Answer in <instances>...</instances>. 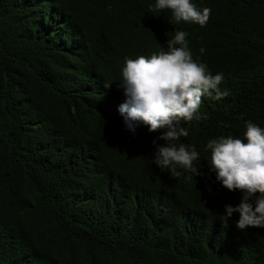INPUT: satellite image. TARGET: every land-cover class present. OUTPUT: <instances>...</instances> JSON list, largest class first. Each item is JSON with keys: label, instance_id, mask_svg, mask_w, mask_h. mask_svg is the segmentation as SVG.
<instances>
[{"label": "trees", "instance_id": "1", "mask_svg": "<svg viewBox=\"0 0 264 264\" xmlns=\"http://www.w3.org/2000/svg\"><path fill=\"white\" fill-rule=\"evenodd\" d=\"M155 3L0 0V264H264V228L223 217L243 193L206 151L264 129V0H192L211 9L204 27ZM177 30L228 95L205 96L207 118L173 142L195 147L201 175L173 178L155 164L165 130L133 133L118 109L127 59L167 51Z\"/></svg>", "mask_w": 264, "mask_h": 264}, {"label": "clouds", "instance_id": "2", "mask_svg": "<svg viewBox=\"0 0 264 264\" xmlns=\"http://www.w3.org/2000/svg\"><path fill=\"white\" fill-rule=\"evenodd\" d=\"M150 10H171L176 22L201 27L207 25L211 16L210 8L200 10L192 0H156ZM187 35L177 30L168 41L167 51L127 59L119 84L125 100L118 110L125 117L127 128L135 133L133 122H142L150 132L165 130L153 140L155 164L169 171L173 178L182 175L178 168L201 175L194 166V161L199 159L195 147L190 149L184 143L173 142L189 135L185 124L207 118L200 114L205 96L218 100L228 95L220 88L223 74L213 75L205 63L193 59ZM205 51L200 49L202 54ZM105 87L111 86L106 84ZM158 140L166 143L160 145ZM207 150L211 151L209 165L217 181L229 191L243 193L237 206L225 205L223 217L228 220L238 212L236 227L241 231L264 228V129L249 121L243 139L221 136L210 140Z\"/></svg>", "mask_w": 264, "mask_h": 264}]
</instances>
